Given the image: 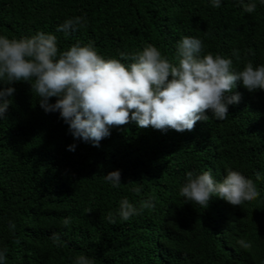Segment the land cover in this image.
I'll return each instance as SVG.
<instances>
[{
    "label": "trees",
    "instance_id": "16d2710c",
    "mask_svg": "<svg viewBox=\"0 0 264 264\" xmlns=\"http://www.w3.org/2000/svg\"><path fill=\"white\" fill-rule=\"evenodd\" d=\"M253 2L256 10L246 13L239 0H221L219 8L211 0H0V36L54 34L61 51L91 43L105 59L153 45L173 63L178 42L190 36L202 41V56L230 58L239 71L248 62L264 65V3ZM75 17L83 18V27L67 36L57 31ZM7 86L0 81V88ZM10 86L15 93L0 119L5 264H76L80 255L94 264H264V179H255L257 172L264 177V90L249 92L237 82L232 94L241 98L229 105L225 120L207 111V121L184 132L141 128L133 121L110 128L95 147L75 140L58 112L45 113L28 82ZM72 144L75 151L68 150ZM115 170L121 173L119 187L104 179ZM227 170L252 179L260 192L240 213L221 206L218 197L204 209L180 195L188 172L210 171L220 182ZM123 199L137 208L151 199L155 208L123 221ZM109 213L115 223L106 219ZM243 228L257 235L256 244L234 245L251 256L220 262V248L211 240L222 232L240 237Z\"/></svg>",
    "mask_w": 264,
    "mask_h": 264
},
{
    "label": "clouds",
    "instance_id": "9594fccd",
    "mask_svg": "<svg viewBox=\"0 0 264 264\" xmlns=\"http://www.w3.org/2000/svg\"><path fill=\"white\" fill-rule=\"evenodd\" d=\"M214 8L221 0H211ZM244 12L253 13L256 3L239 0ZM264 3V0H261ZM84 26L82 17L65 20L57 27L66 36ZM200 39L185 36L177 44V62H171L153 45L132 54L120 53V59L102 57L91 43L73 44L61 51L54 34L37 32L20 39L0 36V81L7 87L0 88V119L11 104L16 82H28L39 97V105L45 113L58 112L68 125L75 140L91 142L99 147L100 141L110 136V128L135 122L141 128L152 127L164 132L193 131L198 121H207L211 111L216 120H225L229 105L240 101V94L233 93L237 82L249 92L264 90V65L254 67L251 62L242 70L233 69V60L211 53L201 55ZM248 53L254 54L252 49ZM233 56L240 58L239 50ZM130 60L131 63H122ZM55 97V103L49 99ZM75 144L69 151H75ZM180 195L204 209L213 197L222 199L221 206L235 209L237 214L260 196L256 183L239 171L227 170L217 182L210 171L202 174L188 172ZM104 179L113 187L121 184L119 170L108 172ZM256 181L264 179L259 172ZM139 192L140 189H134ZM155 208L154 202L144 201L140 208L127 199L120 202L118 216L123 221L139 215L141 211ZM115 223L112 213L106 217ZM64 226L70 221L64 220ZM9 228L15 225L10 221ZM52 241L61 244L60 237L53 234ZM257 235L243 228L241 236L222 232L212 243L220 248V262H230L239 255L251 256L235 247L249 249L256 244ZM7 249L0 250V264H5ZM76 264H94L93 260L80 255Z\"/></svg>",
    "mask_w": 264,
    "mask_h": 264
}]
</instances>
